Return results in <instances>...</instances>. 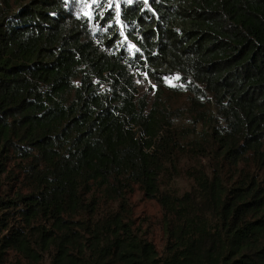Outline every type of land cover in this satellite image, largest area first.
<instances>
[{
	"label": "trees",
	"instance_id": "trees-1",
	"mask_svg": "<svg viewBox=\"0 0 264 264\" xmlns=\"http://www.w3.org/2000/svg\"><path fill=\"white\" fill-rule=\"evenodd\" d=\"M104 7L0 0V264H264V0Z\"/></svg>",
	"mask_w": 264,
	"mask_h": 264
},
{
	"label": "rangeland",
	"instance_id": "rangeland-1",
	"mask_svg": "<svg viewBox=\"0 0 264 264\" xmlns=\"http://www.w3.org/2000/svg\"><path fill=\"white\" fill-rule=\"evenodd\" d=\"M130 2L132 0H71L77 11L82 12L87 17H92L94 14H101L102 5L107 10H117L120 2ZM138 97L144 96L151 107L155 100V95L158 91L156 86L147 78L142 77L137 80ZM166 107L168 109H176L184 104V97H176L169 92H165L163 96ZM169 185V190L175 193L182 194L189 190L190 182L184 176H177ZM129 209L132 211L135 227L138 233L147 236L152 241L158 251L164 247L165 237L162 231V211L159 205L151 199L136 191L130 198Z\"/></svg>",
	"mask_w": 264,
	"mask_h": 264
}]
</instances>
